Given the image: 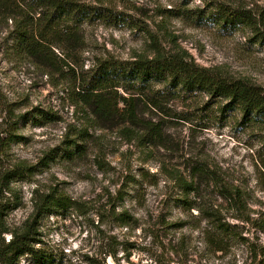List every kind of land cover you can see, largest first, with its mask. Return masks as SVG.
I'll return each mask as SVG.
<instances>
[{
	"label": "rangeland",
	"instance_id": "374dc122",
	"mask_svg": "<svg viewBox=\"0 0 264 264\" xmlns=\"http://www.w3.org/2000/svg\"><path fill=\"white\" fill-rule=\"evenodd\" d=\"M81 1L123 12L160 37L162 48L176 43L199 65L264 89V44L248 29L224 28L212 16L213 4L258 12L264 0ZM168 11L201 18L170 17ZM11 24L0 22V143L10 132L17 138L2 146L0 245L31 229L37 254L20 264H251L246 246L209 253L203 231L218 215L241 227L254 247L264 246V123L237 109L222 114L228 102L205 95L163 98L162 85L141 80H113L88 107L77 108L73 72L14 57ZM82 30L85 51L70 52L67 60L76 71H88L101 58L153 57L149 35L138 28L96 21ZM130 112L139 122L163 124L167 150L125 135ZM72 141L76 145L69 146ZM18 164L33 167V176L5 178ZM194 165L211 175L198 194L185 197L169 172L179 169L187 177ZM213 177L241 190L242 212L220 197ZM55 188L74 207L36 219L34 192ZM120 214L131 217L130 225Z\"/></svg>",
	"mask_w": 264,
	"mask_h": 264
},
{
	"label": "trees",
	"instance_id": "16d2710c",
	"mask_svg": "<svg viewBox=\"0 0 264 264\" xmlns=\"http://www.w3.org/2000/svg\"><path fill=\"white\" fill-rule=\"evenodd\" d=\"M213 15L218 24L224 28L235 30L243 27L248 29L254 40L264 44V8L258 12L246 8H233L224 4H213ZM170 17L185 19H199L188 11L174 13L168 11ZM100 21L118 25L132 26L141 32L147 33L152 45L153 57L136 54L131 60L120 61L114 57L101 58L94 63L91 69L84 71L81 66L76 71L69 60L71 54L85 51V40L82 36L83 26ZM0 22L11 24V54L18 59H26L41 67L63 72L67 67L73 72L76 80L74 90L75 106L88 107L91 99L104 85L113 80L129 83L155 82L163 86L165 97L183 98L205 95L213 100H223L228 104L221 109L222 114L229 110H239L244 118L264 123V89L246 80H237L227 77L211 68L203 67L195 62L188 51L176 43L174 48L166 50L159 43L160 37L136 25L123 12L103 5L86 3L81 0H0ZM171 37L170 33H166ZM174 42V39H171ZM61 54V57L57 55ZM80 54V53H79ZM77 56V55H76ZM74 65H78L76 59ZM59 71V72H60ZM56 72V71H55ZM23 116H19V119ZM125 123V135L129 138L137 136L142 146L148 145L167 150V139L163 124L139 122L137 115L130 112ZM139 131H135V129ZM83 131V130H82ZM135 133L137 135H135ZM9 137L0 143V167L6 156L2 146H9L17 138L12 132ZM82 136V133H80ZM76 145L70 142V145ZM78 146H76V151ZM73 155L72 153H69ZM187 177L179 169H171L169 176L175 185L188 197L198 194L199 183L207 181L211 175L204 165H194L187 169ZM33 167L18 164L7 171L5 178L27 179L33 176ZM216 177V174H213ZM215 187L220 197L229 204L230 208L242 212L244 197L239 188L222 184L213 177ZM34 202L37 208L36 219L45 212L68 210L74 207V201L58 188L48 192H34ZM120 222L130 225L125 214H120ZM239 218V217H238ZM240 219V218H239ZM210 227L203 231V243L206 250L212 254H227L234 251L236 246H246L251 256V264H264V246L254 247L244 236L241 227H234L218 215L210 219ZM35 223V222H34ZM29 227H34L31 224ZM32 230L24 234H15L8 242L3 240L0 245V264H20L26 255L36 256L37 251L31 242Z\"/></svg>",
	"mask_w": 264,
	"mask_h": 264
}]
</instances>
